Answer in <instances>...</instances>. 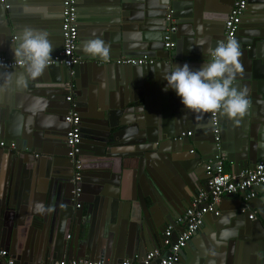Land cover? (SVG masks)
Masks as SVG:
<instances>
[{
  "label": "water",
  "instance_id": "water-1",
  "mask_svg": "<svg viewBox=\"0 0 264 264\" xmlns=\"http://www.w3.org/2000/svg\"><path fill=\"white\" fill-rule=\"evenodd\" d=\"M191 1L193 0H165L162 18L155 21L160 24V32L156 36L161 38V49L166 54L167 61L171 63L180 47V42L178 43L177 39L184 35L194 37L200 30L197 22L199 8ZM255 1L257 0H247L246 11L235 38L239 42L242 52L241 63L244 71L242 76H245L243 80L247 81L240 82V79L235 78L234 84H236L237 90H243L246 93L250 104H254L253 100L264 98L262 97L264 96V51H262L264 48V15L259 14L257 20L253 22L246 21V15L251 11L249 4ZM15 2V0H4V2L0 0V54H5L10 59H14V49L17 46L16 36L22 29L14 20L17 10ZM233 2L234 0L231 7ZM170 3L174 10L173 17L177 19V30L174 35L177 46L172 51H166L164 50V35L167 26V8ZM6 5L9 7L5 8ZM82 12L79 8V31L86 29L81 17ZM105 15L107 18L104 17ZM115 17L116 15L105 12L102 15L105 22L107 19L109 20V27ZM227 18L228 16H226ZM184 28H187L188 31H184ZM224 28L225 22L221 31L209 32L210 38L204 34L202 38L203 42H206L205 47L214 49L219 42L223 41ZM80 42L82 40L79 39V46ZM79 46L76 51L78 56H80ZM143 48L144 46L141 47L139 53L133 55L137 54L135 58L143 56L154 58L156 62L153 65H118L115 60L125 53H117L113 64L110 65H116L123 69L138 68L152 71L156 65L164 63L163 57L156 55V51L151 52ZM80 57L82 61L72 67L47 66L46 69L59 70L62 73V79L56 82L59 86L55 87L56 92L52 94L51 111H46L48 115L42 114V112H44V106L51 103H47L43 99L37 103L36 112L40 113L35 112L36 115L31 120H35L33 126L40 132L37 135L31 132L33 134L32 141L31 138L28 139L31 141L30 146H27L25 139L22 140L19 135L21 133L20 125L12 122L14 118H17L18 112L12 109L9 111L10 106L7 107L0 102V121L2 122L5 117L8 118L4 124H1L0 133L2 134L0 137L5 138L4 140L8 143H10L9 139H15L17 146L16 150L0 148V151H5V153L2 152L4 155L9 156L14 162L16 161L20 190H23V193H19L16 188L17 190L11 198L7 199V196L4 198L5 194L4 196L2 194L3 178L6 176L7 167H3L4 170H0V209L7 208L6 211L14 209V213L5 212L0 218L2 219L0 247L5 248L13 255L14 264H47L62 258L79 257L104 260L105 264H121L125 259L135 261L136 258H139L141 260L149 251L161 245L163 233L168 225H174L175 220L189 207L192 197L198 193V189L194 185L208 189L206 185L208 177L204 178L202 173L206 175L207 162L214 159L217 153L209 113L203 122L205 124L203 128H208L209 137L207 140L211 144L206 149L195 142L194 136L183 135L188 132L184 126L167 124L166 121L163 126L157 128L160 126L159 123L157 125L150 122L145 116L144 118L140 117V114L146 115L148 111V99L142 95L140 90H135L130 96H121L116 101L111 100L113 103L108 107L101 103L98 104L93 96L90 98L85 95V98L90 99V104L86 106L78 93L77 78L82 65L86 64L85 61L83 63V57ZM159 57L162 59H156ZM94 64L97 65V62ZM0 71L13 72L15 70L1 69ZM70 94H73V102L67 101V96ZM72 104L76 105L80 113L82 127L88 128L96 122L100 123L98 116L102 115L104 123L103 127L99 129L100 135L98 136L106 139V141L101 140V144L94 143L95 146L104 147L94 153V155L102 157V159L96 160L99 174L91 175V179L82 180L84 185L82 186L80 183L81 199L74 197L72 193L75 188L73 176L69 171L66 172V168H69L70 165L73 167L65 143L66 133L69 130L65 116ZM87 109L90 110L89 114H85ZM128 114L133 116V120L129 123L123 122L122 116ZM91 115L96 116L94 121L87 119ZM54 117H59L64 121L67 126L65 133L58 130V124L52 121ZM262 121V125H259L258 122L254 124V121H251L247 130L249 133L247 142H245L246 140L241 141L237 147L238 150L233 154L225 151L224 147L226 146H224L222 135V151L226 154L228 161L233 164L236 175L244 170L254 169L264 159V120ZM84 132L89 133L88 131ZM124 133L126 134L124 135ZM123 135L124 137H122ZM24 142L26 147H20L21 144L24 145ZM50 144L53 147L59 146L57 148L64 146L65 150L62 153L60 151L49 152L46 149ZM186 150L190 156L184 155ZM191 150H193L192 153ZM153 151H157L158 156H154ZM15 152L18 153V156ZM80 154L84 153L81 151ZM166 155L169 158L166 163L173 173V185L170 187H167L165 182L172 179V175L168 173L166 176L169 179L163 182L157 178L150 166L152 159L165 158ZM189 157H193L195 160H187ZM2 163L4 166L8 163L5 156L2 158ZM12 168H14L13 164ZM126 171L131 173H126ZM85 172L89 176L87 170ZM10 182L12 187L16 181ZM33 184L34 186L31 188ZM31 189L33 194L44 196L43 201L39 200L41 205L35 212H32L30 207ZM188 190L190 195H186ZM228 197L232 196L225 198ZM252 201L248 203L249 207ZM78 203H80L79 208L77 207ZM242 207L240 200L239 214L249 217L250 208L246 212H242ZM100 209H104L106 213L101 214L105 217L104 226L101 228L100 234L96 236L93 219ZM163 212L165 216H163ZM257 219L264 223V213L260 212ZM28 230L32 233L37 232L36 234L45 232L48 240L44 244L38 243L30 247L28 246L29 240L27 241ZM70 230L73 239L67 240L66 236L68 237ZM156 244L159 245L156 246ZM180 255L182 258L187 255L186 248L181 250ZM261 256H263L261 263L263 261L264 264V255ZM0 264H6V260L1 258Z\"/></svg>",
  "mask_w": 264,
  "mask_h": 264
},
{
  "label": "crops",
  "instance_id": "crops-1",
  "mask_svg": "<svg viewBox=\"0 0 264 264\" xmlns=\"http://www.w3.org/2000/svg\"><path fill=\"white\" fill-rule=\"evenodd\" d=\"M1 1L4 2V0ZM15 1L14 5L17 10L14 15V20L16 24L22 28L29 27L47 31L49 33V40L54 49L52 53L53 58L60 52L63 46L61 35L62 0ZM232 1L233 0L191 1V3L196 4L199 8L197 22L200 26V30L194 37L184 35V37L177 39L178 43L180 42V47L175 54V59H173L171 63L167 61L166 54L161 49V38L159 39L156 36L160 32V24L155 23V21H158L160 17L162 18L165 0H78V9L80 8L83 11L81 17L84 21L83 24L86 25V29L79 31V39L80 41L82 40L79 46V53L80 56L83 57V63L85 61L86 64L82 65L77 78L78 93L82 97L84 104L86 106L90 104V99L84 97L86 95L90 98L93 96L98 104L101 103L108 107L113 103L112 101H116L117 98L125 95L130 96L135 90H140L142 95L148 99L147 114H140V117L144 118L145 116L150 122L157 125L159 123L160 126H157V128L163 126L166 121L167 124L173 123L174 125L179 124L180 126H184L186 131L192 132V136H194L197 144L208 149L211 145L210 141L207 140L209 132L208 128H203L205 125L203 122L207 117V113L196 114L186 110L174 91H164L166 81L163 78L170 71L174 70L175 65L183 66L184 64H188L189 67L195 71L200 69L201 66L210 59L207 55L210 47H205L206 42H203L204 39L202 37L205 34L206 37L210 38L211 34H209V32H218L223 29V23L225 22L226 16L229 15ZM169 5H171V3ZM249 5L251 11L246 15V21L253 22L257 20L259 14L264 15V0H257ZM4 7L8 8L9 5ZM104 12L116 15L110 27L109 20L107 19L105 22L102 19ZM106 16L107 15L104 17ZM184 31H188V29L184 28ZM94 38L103 39L109 46L110 55L107 60L93 58L84 52L83 46L85 42ZM142 46H144V50L146 49L151 52L156 51V55L163 57L164 63L160 65H156V63L155 69L152 71L138 68L123 69L116 65H110L113 64V60H115V55L117 53H125L121 57H136L137 54H133L139 53ZM262 51H264V48ZM0 55L5 56V54ZM162 57L156 59L160 60ZM94 62H97V65L94 64ZM14 70L13 72L15 74H22L21 68H16ZM3 73V71H0V75H3ZM243 74L244 71L240 72L236 76V79H240V82H246L247 80H243L245 77L242 76ZM61 79L62 73L59 70L46 69L41 77L36 80H30L26 88L11 90L0 94V102L7 107L10 106L9 111L12 109L18 112L17 118H14L12 122L20 125L21 133H19V135L22 140L25 139L26 144H28L27 146H30L29 143L32 141V133L37 135L40 132L33 126L35 120H31L32 117H35L36 113H40L39 111L36 112L37 103L41 99L47 103H51L46 104V106H44V112H42V114L48 115L46 111H51L53 102L52 94L56 92L55 87L59 86L56 82ZM235 85L236 84L233 82L234 87ZM253 102L254 104L249 105L247 114L239 123H235L223 114L221 115L223 127L222 135L224 146H226L224 149L230 154L238 150L237 147L241 141L246 140L245 142H247L249 138L247 130L252 120L254 124L256 122H258L259 125L263 124L264 98L253 100ZM87 113H90L89 109L86 110L85 114ZM95 117L96 116L91 115L87 119L89 121H94ZM7 119L8 118L5 117L2 122L0 121V129L1 124H4ZM121 119L123 122L129 123L133 120V116L130 114L123 115ZM103 120L104 118L100 115L98 116V122L100 123L96 122L93 126L88 128L81 126V140L83 139V141L80 143V148L84 153L83 155L80 154L82 160V180L91 179V175L99 174V170L96 167L98 162H96V160H100L102 157L101 155L96 156L94 153L95 151H99L98 149L104 147L95 146L94 143L101 144L103 140L106 141L105 138L98 136L100 135L99 129L103 127ZM52 121L58 124V130L65 133L67 126L61 118L54 117ZM84 131H88L89 133ZM125 134L126 133H124V135ZM124 135L122 137H124ZM29 138H31V141L28 140ZM0 139L5 138L0 137ZM9 140L10 142H16L15 139ZM26 144L24 142V145L21 144L20 147H26ZM57 147H53L52 144H50L47 145L46 150L49 152L60 151L61 153L65 150L64 146L62 148ZM2 152L5 153V151H0V170H4V168L7 167L6 176L3 178L4 188L2 189V194L3 196L5 194L4 198L7 196V199H9L17 190L16 188H18L19 193H23V190H20L21 185H19V172L16 161L14 162V160L4 155ZM15 153L18 156V153ZM152 153L154 156H158L157 151H153ZM184 155L190 156L188 150L184 152ZM4 156L8 161L5 166L2 163V158ZM168 159L167 155L165 158L156 157L152 159L150 166L153 168L157 178L163 180V182L169 179L166 176L168 173L172 175V179L165 182V185L170 187L173 185V173L166 163ZM187 160L195 159L189 157ZM12 164L14 168H12ZM66 169V172L69 171L72 176L74 175V169L71 165ZM225 169L227 172L235 174L234 166L228 161V158ZM85 170H87L89 176L86 175ZM129 172L130 171H126V173ZM202 176L204 178L207 177L205 173H202ZM82 180L81 183L83 186L84 182H82ZM10 181H16L13 183L12 187ZM204 185L205 181L203 187ZM33 186L34 184L31 188H33ZM194 186L198 189V192L203 189L201 188L202 186ZM263 190L264 187L258 189L257 198L253 199L250 203V207L248 206V208H250V213L254 212L256 214L254 220L239 214L240 212L238 209L240 208L241 196L224 197L220 203L222 214H220L219 217L208 216L205 218L204 225L193 236L186 247L187 255H185L184 258L181 257V261L178 264H263V261L261 263V258L263 257L261 255H264V252H262L264 250V223L260 222V218L257 219L260 212L264 213ZM186 195H190L189 190L186 192ZM43 197L42 194H33L31 189L30 207L32 212H35V210L39 208L41 205L39 200L41 199L43 201ZM6 210L7 208L0 209V218H2L5 212L14 213V209L11 211ZM105 213L106 211L104 209H100L99 212H96V216L93 219V227H96V236L100 234L101 228L104 226L105 217L101 214ZM163 216H165L164 212ZM1 226L2 219H0V227ZM176 230L180 232L182 231V227L178 226ZM36 233L37 232L32 233L28 230V246L31 247L38 243L44 244L45 241L48 240V236L45 235V232ZM68 234L71 235V237L68 238L66 236V239L72 240L73 234L71 230ZM158 245L159 244H156V246ZM9 255L11 258L13 257L11 253H9ZM63 259L64 258L61 260ZM131 263L141 264L139 258H136L135 261H131Z\"/></svg>",
  "mask_w": 264,
  "mask_h": 264
},
{
  "label": "built area",
  "instance_id": "built-area-1",
  "mask_svg": "<svg viewBox=\"0 0 264 264\" xmlns=\"http://www.w3.org/2000/svg\"><path fill=\"white\" fill-rule=\"evenodd\" d=\"M247 0H234L228 18L225 21L224 39L236 38L240 24L244 17ZM174 10L171 5L167 8V26L164 35V49L172 51L175 49L176 41L174 35L177 30V19L173 17ZM62 49L55 55L48 65H61L72 67L78 65L82 60L76 51L79 46L78 29V0H62V21H61ZM118 65H153L155 60L148 57H120L115 61ZM20 68L14 59L0 55V70H11ZM67 101L73 102V94L67 96ZM212 124V133L216 141L217 153L214 159L209 160L206 165L207 188L200 190L191 200L185 212L175 220L174 225H168L163 233L162 245L149 251L145 258L140 260L141 264H176L180 261L181 250L186 248L193 236L202 228L205 218L208 215L219 217L221 211L219 205L226 196H241L242 212L248 209V203L257 198L258 189L264 187V159L261 160L254 169L244 170L239 174H231L226 171L225 165L227 156L222 151V125L221 113H209ZM65 122L69 125L66 133V146L68 157L73 164L74 190L76 199L81 197L82 180V160H81V116L75 104H72ZM183 135L190 137L192 132L188 131ZM0 148L16 150L15 142H6L0 139ZM193 150H191V153ZM264 193V190H263ZM80 207V203L77 204ZM256 214L250 213L249 219L254 220ZM182 227V231L177 232V227ZM71 235H68L70 238ZM4 258L6 264H14L15 260L10 257L9 251L0 247V259ZM47 264H105L104 260H92L89 258H64L63 260L50 262ZM121 264H132L130 260H124Z\"/></svg>",
  "mask_w": 264,
  "mask_h": 264
},
{
  "label": "clouds",
  "instance_id": "clouds-1",
  "mask_svg": "<svg viewBox=\"0 0 264 264\" xmlns=\"http://www.w3.org/2000/svg\"><path fill=\"white\" fill-rule=\"evenodd\" d=\"M16 40L14 60L22 74L5 71L0 75V94L26 88L30 80L42 76L52 58L54 49L47 31L24 27ZM83 50L102 60H107L110 55L109 46L100 38L87 40ZM207 55L210 60L195 71L188 64L175 65L174 70L163 78L166 81L164 91H174L188 111L222 113L239 123L250 105L246 93L233 86L236 76L243 71L240 44L236 39L228 38L209 49Z\"/></svg>",
  "mask_w": 264,
  "mask_h": 264
},
{
  "label": "trees",
  "instance_id": "trees-1",
  "mask_svg": "<svg viewBox=\"0 0 264 264\" xmlns=\"http://www.w3.org/2000/svg\"><path fill=\"white\" fill-rule=\"evenodd\" d=\"M226 166V165H225Z\"/></svg>",
  "mask_w": 264,
  "mask_h": 264
}]
</instances>
